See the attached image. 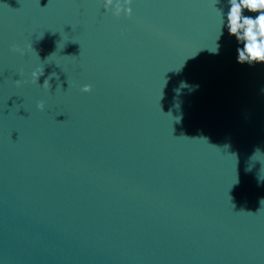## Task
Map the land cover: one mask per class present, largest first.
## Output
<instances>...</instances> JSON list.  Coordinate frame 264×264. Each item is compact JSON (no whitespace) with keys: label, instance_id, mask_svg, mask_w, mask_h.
Returning a JSON list of instances; mask_svg holds the SVG:
<instances>
[{"label":"water","instance_id":"95a60500","mask_svg":"<svg viewBox=\"0 0 264 264\" xmlns=\"http://www.w3.org/2000/svg\"><path fill=\"white\" fill-rule=\"evenodd\" d=\"M104 2L0 0V264H264V63L227 0Z\"/></svg>","mask_w":264,"mask_h":264},{"label":"clouds","instance_id":"9594fccd","mask_svg":"<svg viewBox=\"0 0 264 264\" xmlns=\"http://www.w3.org/2000/svg\"><path fill=\"white\" fill-rule=\"evenodd\" d=\"M229 5L228 11L222 17V26L226 27L229 34L234 36L238 44L236 51L238 63H264V0H227ZM131 0H105V10L111 9L117 17L123 12L127 16H131ZM248 13H256V15H247ZM218 45L213 50L218 51ZM22 51L20 49H14ZM44 69H37L32 72V76L38 80L43 75ZM19 84L20 81L17 80ZM47 86L49 81L46 79L43 83ZM82 91H91V85H84ZM37 107L44 108L43 102H39Z\"/></svg>","mask_w":264,"mask_h":264}]
</instances>
